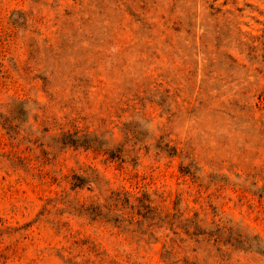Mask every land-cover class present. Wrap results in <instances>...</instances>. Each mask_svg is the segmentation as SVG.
Listing matches in <instances>:
<instances>
[{"label": "rangeland", "instance_id": "374dc122", "mask_svg": "<svg viewBox=\"0 0 264 264\" xmlns=\"http://www.w3.org/2000/svg\"><path fill=\"white\" fill-rule=\"evenodd\" d=\"M0 264H264V0H0Z\"/></svg>", "mask_w": 264, "mask_h": 264}, {"label": "trees", "instance_id": "16d2710c", "mask_svg": "<svg viewBox=\"0 0 264 264\" xmlns=\"http://www.w3.org/2000/svg\"><path fill=\"white\" fill-rule=\"evenodd\" d=\"M92 135L95 139V135L89 132H81L79 133L78 131L74 130L73 132L70 133H60V135H58L57 138V142L60 143L61 147H83V148H88V147H95L93 146L91 143L92 140L89 139V136ZM96 141V140H95ZM74 179V180H78V181H84L83 179H85V176H82V174H73L70 178ZM79 183V182H77ZM79 185L82 184H73L72 181L70 182V186L73 187H81ZM104 191L108 192L107 194V200H101L100 196H98V193L93 195V198L102 206V207H109V211L112 212H117L118 216H120L121 214H119L120 211V205L122 204H127L128 206H134L135 203L137 202L136 198L133 199L131 198L126 192H122L120 190H106V188L104 189ZM125 194V195H123ZM121 196L125 197V198H121ZM121 198V199H120ZM131 201V202H129ZM148 204H150V202H148ZM148 204L146 206L147 210H151L148 207ZM98 206V205H96ZM100 207V206H99ZM131 215H129L128 220H143L144 219V214L137 212L136 210L134 211L133 207L131 208ZM155 218H157L158 220L161 219V221L166 220V218L164 216L160 217V216H155ZM167 220H170L169 218ZM166 220V221H167ZM173 228V226L171 225V221L169 224H164L163 228H166L167 230H170V228ZM177 230H179V228H177ZM181 232V231H179Z\"/></svg>", "mask_w": 264, "mask_h": 264}]
</instances>
